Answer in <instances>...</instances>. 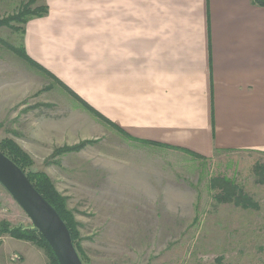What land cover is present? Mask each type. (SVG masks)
<instances>
[{"label":"crops","instance_id":"0c3cea01","mask_svg":"<svg viewBox=\"0 0 264 264\" xmlns=\"http://www.w3.org/2000/svg\"><path fill=\"white\" fill-rule=\"evenodd\" d=\"M17 1L24 0H0ZM38 3L47 13L24 26L26 57L78 105L83 117L74 120L79 126L71 139L110 133L107 189L123 183L125 165L138 177L123 187L144 188L136 184L140 174L153 176L155 161L146 158L156 149L203 159L224 152L264 155V7L253 0ZM0 112L1 125L6 108ZM52 130L42 142L58 148L68 133L57 137ZM0 264L48 263L34 245L4 237Z\"/></svg>","mask_w":264,"mask_h":264},{"label":"rangeland","instance_id":"374dc122","mask_svg":"<svg viewBox=\"0 0 264 264\" xmlns=\"http://www.w3.org/2000/svg\"><path fill=\"white\" fill-rule=\"evenodd\" d=\"M27 1L0 2V22ZM9 23L0 27V108H6L0 141L12 139L29 152L30 170L45 173L66 199L79 223L81 253L89 256L85 264H264V155L224 152L202 160L156 149L146 158L155 161L153 176L140 174L136 184L144 188L123 187L138 177L125 165L123 183L107 189L110 133L70 138L79 126L74 120L83 117L78 105L54 78L12 50L24 49L26 24ZM44 117H50V129ZM53 128L57 137L61 128L59 133H68L58 148L42 142L43 133L54 135ZM75 146L79 150L67 149ZM221 181L232 183L255 206L243 209L235 200L219 201ZM0 221L32 228L1 185Z\"/></svg>","mask_w":264,"mask_h":264},{"label":"trees","instance_id":"16d2710c","mask_svg":"<svg viewBox=\"0 0 264 264\" xmlns=\"http://www.w3.org/2000/svg\"><path fill=\"white\" fill-rule=\"evenodd\" d=\"M254 3L260 7H264V0H253ZM47 13V7L45 5L39 4L38 0H28L27 2L21 4L18 12L14 14L11 18L0 22L1 26H10L11 21H15L24 26L28 20L36 17L44 16ZM17 55L26 59L27 62L30 60L26 57L24 49L21 47V50L12 49ZM88 110L95 114L101 121L107 123L106 119L103 118L96 111L90 109L88 105L84 102H81ZM122 133V131H119ZM157 145L158 144H154ZM64 148V147H63ZM60 149L65 150V149ZM68 150L76 149L79 150L76 146L69 147ZM0 152L3 153L8 159H10L21 171L26 175L27 179L36 189V191L55 209L61 220L65 223L76 253L80 258L82 264L87 262L84 259H87L81 249L79 248L80 233H79V223L76 221L73 212L67 208L66 199L57 192L54 187L52 180L42 172H33L30 168L33 166V160L31 157L25 153L19 145H17L12 139H3L0 141ZM58 152V151H57ZM63 152V151H62ZM61 152V153H62ZM57 154V153H55ZM192 155V154H191ZM195 159H202L198 155H192ZM223 183V195H220L218 198L219 201H236V206H240L243 209H251L249 207L255 206L248 198L245 197L237 187L232 183L227 181H221ZM218 181L213 182V186L216 187ZM217 199V198H216ZM234 202V201H233ZM235 203V202H234ZM10 237L15 240H21L28 242L38 249H40L46 257L48 264H58L52 251L50 250L45 239L40 235V233L32 228H25L22 226L15 227L11 226L10 223L6 221H0V245L2 238ZM84 256V257H83Z\"/></svg>","mask_w":264,"mask_h":264},{"label":"water","instance_id":"95a60500","mask_svg":"<svg viewBox=\"0 0 264 264\" xmlns=\"http://www.w3.org/2000/svg\"><path fill=\"white\" fill-rule=\"evenodd\" d=\"M0 185L47 242L58 264H82L65 223L55 209L36 191L26 175L0 152Z\"/></svg>","mask_w":264,"mask_h":264},{"label":"built area","instance_id":"2783aa9c","mask_svg":"<svg viewBox=\"0 0 264 264\" xmlns=\"http://www.w3.org/2000/svg\"><path fill=\"white\" fill-rule=\"evenodd\" d=\"M11 259H12L13 261H17L19 258H18V256H12Z\"/></svg>","mask_w":264,"mask_h":264}]
</instances>
